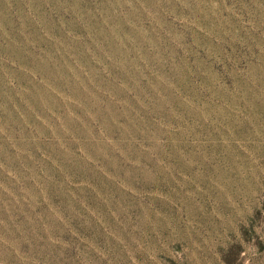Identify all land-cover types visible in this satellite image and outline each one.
Wrapping results in <instances>:
<instances>
[{
    "label": "rangeland",
    "instance_id": "1",
    "mask_svg": "<svg viewBox=\"0 0 264 264\" xmlns=\"http://www.w3.org/2000/svg\"><path fill=\"white\" fill-rule=\"evenodd\" d=\"M0 264H264V0H0Z\"/></svg>",
    "mask_w": 264,
    "mask_h": 264
}]
</instances>
